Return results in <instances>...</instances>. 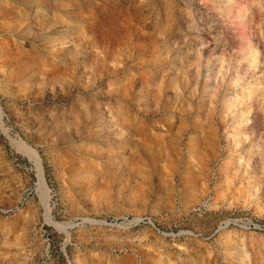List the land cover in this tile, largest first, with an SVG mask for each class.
Here are the masks:
<instances>
[{
    "label": "rangeland",
    "instance_id": "374dc122",
    "mask_svg": "<svg viewBox=\"0 0 264 264\" xmlns=\"http://www.w3.org/2000/svg\"><path fill=\"white\" fill-rule=\"evenodd\" d=\"M27 1L0 0V264H264V0Z\"/></svg>",
    "mask_w": 264,
    "mask_h": 264
},
{
    "label": "bare ground",
    "instance_id": "6f19581e",
    "mask_svg": "<svg viewBox=\"0 0 264 264\" xmlns=\"http://www.w3.org/2000/svg\"><path fill=\"white\" fill-rule=\"evenodd\" d=\"M27 1V0H26ZM28 2V1H27ZM22 3V2H21ZM52 10V9H51ZM67 13H68V16H71L72 14H71V12H68L67 11ZM74 13V12H73ZM68 16H67V18H68ZM66 17V16H65ZM75 21V20H74ZM32 23V22H31ZM31 25V24H30ZM29 24H26V25H24V27L20 30V31H25V30H27V29H29V26H30ZM81 25V24H80ZM32 27V26H31ZM37 30H39V29H37ZM51 30V29H50ZM82 30L83 31H85V30H89V28H88V26L87 27H83L82 28ZM36 31V30H35ZM32 35H33V33H32ZM34 35H35V33H34ZM54 34H53V32H50L49 33V36L48 37H46V38H44L43 39V41L45 42L44 44H49V43H51L54 39H53V36ZM86 42H88L89 44H92V46L94 47V48H97V49H101V50H103V52H107V53H110L108 50H107V48L105 47V43H102V44H99V41H97V42H95V39L94 38H89V39H87V41ZM80 53V52H79ZM108 59V58H107ZM76 60V59H75ZM73 62H74V60H73ZM108 79V78H107ZM104 81V80H103ZM97 82H99V81H97ZM102 82V81H101ZM104 83V82H103ZM96 86H97V83H96ZM98 86L99 87H101V85L100 84H98ZM95 89V88H94ZM82 93H83V91H82ZM110 99H111V97H110ZM40 183H41V185L42 186H44L45 184H43L42 183V181H40Z\"/></svg>",
    "mask_w": 264,
    "mask_h": 264
}]
</instances>
